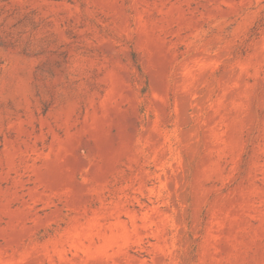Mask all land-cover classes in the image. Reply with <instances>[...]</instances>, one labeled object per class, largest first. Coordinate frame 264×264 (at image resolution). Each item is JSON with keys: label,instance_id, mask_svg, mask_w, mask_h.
Here are the masks:
<instances>
[{"label": "rangeland", "instance_id": "374dc122", "mask_svg": "<svg viewBox=\"0 0 264 264\" xmlns=\"http://www.w3.org/2000/svg\"><path fill=\"white\" fill-rule=\"evenodd\" d=\"M0 264H264V0H0Z\"/></svg>", "mask_w": 264, "mask_h": 264}]
</instances>
